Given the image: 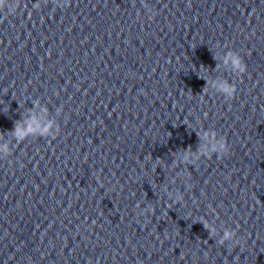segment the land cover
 <instances>
[{
  "label": "water",
  "instance_id": "water-1",
  "mask_svg": "<svg viewBox=\"0 0 264 264\" xmlns=\"http://www.w3.org/2000/svg\"><path fill=\"white\" fill-rule=\"evenodd\" d=\"M0 264H264V0L0 11Z\"/></svg>",
  "mask_w": 264,
  "mask_h": 264
},
{
  "label": "clouds",
  "instance_id": "clouds-1",
  "mask_svg": "<svg viewBox=\"0 0 264 264\" xmlns=\"http://www.w3.org/2000/svg\"><path fill=\"white\" fill-rule=\"evenodd\" d=\"M56 2L58 4V6L63 7L66 4H69L70 0H63V2H61V0H56ZM19 3H20V0H16L15 4L10 3V0H0V11H3L5 8H8L14 14L16 12L17 7H19ZM41 6L42 5L40 3L35 4V8H37V9L41 8ZM145 7H147V4H145ZM228 62H230L232 64L234 69L239 74H243L247 71V65L244 62V59L238 53H229ZM223 91L229 99H232L235 96L237 88H236V86H229L228 88L224 89ZM201 99H203V96ZM32 123L34 124L35 120H33ZM54 126H55L54 124L50 123V127H54ZM212 135H213L212 133H209V136H212ZM16 136H17V139L25 138L24 133L19 131L18 125L16 127ZM218 150L224 155H227L229 153L230 150L228 147L227 140H223L220 142V144L218 145ZM4 151H7V149L5 148ZM186 159H187V157H186ZM169 195H171V193H169ZM201 222L204 223V221H201ZM204 226L206 228H208L211 233L214 234L216 232V229L211 224L204 223ZM235 237H236V233L234 231L226 230L223 233L222 239L220 240V244L223 245L227 241H233L235 239ZM235 243L239 244L240 241L236 240Z\"/></svg>",
  "mask_w": 264,
  "mask_h": 264
}]
</instances>
